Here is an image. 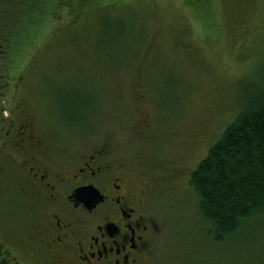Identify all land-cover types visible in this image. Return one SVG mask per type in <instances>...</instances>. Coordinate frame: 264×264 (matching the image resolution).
I'll return each mask as SVG.
<instances>
[{
	"label": "rangeland",
	"instance_id": "1",
	"mask_svg": "<svg viewBox=\"0 0 264 264\" xmlns=\"http://www.w3.org/2000/svg\"><path fill=\"white\" fill-rule=\"evenodd\" d=\"M23 48L6 60L1 134L27 123L59 148L107 143L125 154L145 178L158 264H264V217L215 243L188 183L264 87V0H65ZM3 176L0 243L29 264Z\"/></svg>",
	"mask_w": 264,
	"mask_h": 264
},
{
	"label": "flooded vegetation",
	"instance_id": "2",
	"mask_svg": "<svg viewBox=\"0 0 264 264\" xmlns=\"http://www.w3.org/2000/svg\"><path fill=\"white\" fill-rule=\"evenodd\" d=\"M0 140V175L26 223L15 241L29 264H158L145 178L120 150L59 148L27 123L0 126Z\"/></svg>",
	"mask_w": 264,
	"mask_h": 264
},
{
	"label": "trees",
	"instance_id": "3",
	"mask_svg": "<svg viewBox=\"0 0 264 264\" xmlns=\"http://www.w3.org/2000/svg\"><path fill=\"white\" fill-rule=\"evenodd\" d=\"M63 4L65 0H0V87L7 82L6 60L24 51V45ZM75 103L68 102L69 107ZM188 183L215 243L264 217V87L247 96L234 120L190 173ZM7 253L0 243V264H17Z\"/></svg>",
	"mask_w": 264,
	"mask_h": 264
},
{
	"label": "water",
	"instance_id": "4",
	"mask_svg": "<svg viewBox=\"0 0 264 264\" xmlns=\"http://www.w3.org/2000/svg\"><path fill=\"white\" fill-rule=\"evenodd\" d=\"M77 193H79V192H77Z\"/></svg>",
	"mask_w": 264,
	"mask_h": 264
}]
</instances>
